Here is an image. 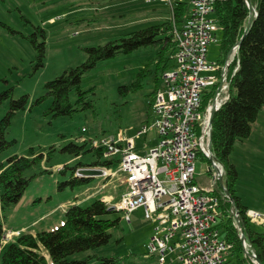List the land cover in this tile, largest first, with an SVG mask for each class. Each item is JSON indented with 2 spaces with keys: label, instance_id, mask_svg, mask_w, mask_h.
<instances>
[{
  "label": "rangeland",
  "instance_id": "rangeland-1",
  "mask_svg": "<svg viewBox=\"0 0 264 264\" xmlns=\"http://www.w3.org/2000/svg\"><path fill=\"white\" fill-rule=\"evenodd\" d=\"M168 20H171V14L161 1L0 0V95L12 90L14 100L23 96L29 98L27 108L12 119L6 138L15 145L0 156V162L6 166L13 156L32 157V149L35 156L47 155L55 149L50 163L42 162L26 172L27 178H34L19 204L6 212L0 208L5 236L10 232L34 235L46 230L54 231L65 221L64 207H86L96 200L104 201L109 208L121 203L127 192V177L122 173L112 178H92L94 180L88 185L60 190L59 184L69 181L72 175L70 170L65 175L60 174L63 167L73 168L79 162L89 164L92 161L90 155L74 158L61 150L70 143H81L80 139L92 144L94 140L109 139L120 133L133 137L142 130L146 121L151 119L149 102L155 88L154 75L144 79L141 90L137 92L128 91L123 96L120 88L133 85L158 49L141 48L100 62L82 81L83 89H93L90 94L93 108L76 113L73 118L47 115L52 99L39 104L36 102L46 94L47 83L86 62V49L103 46ZM39 30L46 34V56L42 68H36L37 51L28 39L37 35L38 41L42 42ZM216 39L208 49L209 63L220 59L222 31ZM70 101L76 103V92L71 93ZM9 110L10 101L6 100L0 105V122ZM157 143L156 133L150 132L145 139L137 141V151L144 144L154 148ZM230 162L239 174L237 197L250 212H264V109L253 126L251 137L235 144ZM209 167L210 163L199 155L196 162L198 179L208 177ZM118 168L116 165L111 170L116 172ZM229 209L228 206L226 211ZM109 218L120 219L119 228L110 232V244L76 254L70 258L72 262L99 264L97 256L120 259V264H160L158 256L149 255L148 245L156 224L145 219L144 209L134 212L130 221L119 212ZM228 220L224 218L225 225ZM221 223L219 220L215 227L224 239L225 227ZM252 224L254 230L264 233V222ZM17 239L14 237L6 243ZM2 254L3 250H0V264ZM43 254L48 257V264H52L47 252L43 251Z\"/></svg>",
  "mask_w": 264,
  "mask_h": 264
},
{
  "label": "trees",
  "instance_id": "trees-1",
  "mask_svg": "<svg viewBox=\"0 0 264 264\" xmlns=\"http://www.w3.org/2000/svg\"><path fill=\"white\" fill-rule=\"evenodd\" d=\"M250 2L257 15L245 36L250 18V9L246 1L218 0L216 3L215 18L222 29L220 62H224L231 49L238 44L239 69L232 80L230 100L215 114L213 120L212 153L214 159L225 169L226 187L234 205L240 212L245 239L255 251L260 264H264V233L253 229L252 221L248 216L249 209L244 207L236 195L239 174L236 166L230 162L235 144L251 137L253 126L264 109V0H250ZM188 12L189 6L186 0L178 2L174 8L176 23L184 22ZM39 33L42 35V42L38 41L37 35L28 38L37 51L36 68L44 66L46 56V34L43 30H39ZM150 47L157 48L158 53L141 70L133 85L120 88V93L125 96L128 91L141 90L142 81L154 75L155 88L150 95L149 102V107H151L163 75L175 66L172 59L175 44L171 20L133 32L103 46L86 49L88 54L86 62L77 68L65 71L61 76L47 83L46 94L36 103L52 99L47 115L54 118H73L76 113L90 110L93 108V102L90 99L93 89H83L84 77L100 62L110 61L120 54H130L141 48ZM73 92L77 94L75 104L70 101V95ZM12 95V90L0 95V105L6 100L10 101V110L0 122V156L15 145V142L7 140L6 134L11 127L13 117L19 111L25 110L29 102L28 96L14 100ZM80 140H82L81 143H70L61 152L74 158L90 155L92 161L89 164L79 162L73 168L63 167L59 171L60 174L65 175L70 170L72 175L69 181L59 184L60 190L66 187L74 189L88 185L94 180L78 176L77 171L81 168L111 169L119 162L116 158H105L106 147L96 148L93 143L86 142V139ZM54 153L53 148L47 155L35 156L32 149V157L13 156L6 166L0 162V208L2 212L15 208L21 201L34 178H27L26 172L42 162L50 163ZM228 206L231 207L230 204L222 203L221 207L226 211ZM116 213L115 210L109 211V206L102 200H96L86 207L74 205L66 211L63 225L56 230L42 231L36 235L21 234L16 242L6 244L5 248L3 243L5 232L0 215V250H3L1 264H48L43 251L47 252L52 264H78L72 262L70 258L110 244L112 239L110 232L119 228L120 219H110L109 216ZM224 227V239L233 246L230 262L249 264L243 257L242 242L232 221L229 219ZM95 257L99 264H120L121 261L117 258ZM81 263L88 264L87 261Z\"/></svg>",
  "mask_w": 264,
  "mask_h": 264
},
{
  "label": "built area",
  "instance_id": "built-area-1",
  "mask_svg": "<svg viewBox=\"0 0 264 264\" xmlns=\"http://www.w3.org/2000/svg\"><path fill=\"white\" fill-rule=\"evenodd\" d=\"M158 1L171 14L175 66L163 75L150 107L151 119L137 135L120 133L93 141L94 147L107 148L105 158L119 161L118 170L95 169L102 170L106 178L126 175L127 192L113 209L128 221L144 209L145 219L156 224L149 255L158 256L160 264H229L233 246L215 227L219 220L224 227L225 217L238 232L243 257L249 264H260L245 239L240 212L226 187L225 169L212 153L211 117L231 98L239 45L224 62L209 63V46L222 31L215 18L218 0H186L189 12L181 24L175 21L174 8L183 0H147ZM150 132L156 133L158 143L154 148L144 144L137 151V141ZM199 155L210 167L208 177L198 179ZM222 203L230 204V209L224 211ZM248 216L252 223L264 222V212L248 211ZM18 236L20 232H10L3 243Z\"/></svg>",
  "mask_w": 264,
  "mask_h": 264
},
{
  "label": "water",
  "instance_id": "water-1",
  "mask_svg": "<svg viewBox=\"0 0 264 264\" xmlns=\"http://www.w3.org/2000/svg\"><path fill=\"white\" fill-rule=\"evenodd\" d=\"M249 9H250V18H249V22L245 31L244 36L247 34V32L249 31V29L251 28L253 21L256 17V11L253 9V7L251 6V2L250 0H245ZM243 36V38H244ZM215 117V113H213L212 117H211V123H213ZM77 174L80 175L81 177L84 178H97V177H103L104 173L102 170L100 169H95V168H81L77 171ZM113 208H109V211H113Z\"/></svg>",
  "mask_w": 264,
  "mask_h": 264
},
{
  "label": "crops",
  "instance_id": "crops-1",
  "mask_svg": "<svg viewBox=\"0 0 264 264\" xmlns=\"http://www.w3.org/2000/svg\"><path fill=\"white\" fill-rule=\"evenodd\" d=\"M73 206H74V205H73ZM69 208H70V207H69ZM69 208H65V207H64V209H66V211H67ZM65 213H66V212H65ZM63 223H64V222H63ZM63 223H62V224H59L58 227L62 226ZM24 229H25V228H24ZM46 231H51V230H46ZM31 235H32V234H31ZM34 235H36V234H34ZM46 259H48V257H46Z\"/></svg>",
  "mask_w": 264,
  "mask_h": 264
}]
</instances>
